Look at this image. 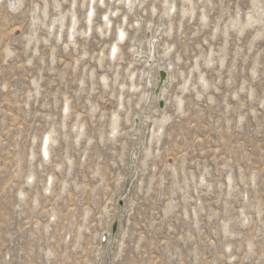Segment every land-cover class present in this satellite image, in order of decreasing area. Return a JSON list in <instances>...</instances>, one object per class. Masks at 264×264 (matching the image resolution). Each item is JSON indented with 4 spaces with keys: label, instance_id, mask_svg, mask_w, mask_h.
I'll return each mask as SVG.
<instances>
[{
    "label": "rangeland",
    "instance_id": "1",
    "mask_svg": "<svg viewBox=\"0 0 264 264\" xmlns=\"http://www.w3.org/2000/svg\"><path fill=\"white\" fill-rule=\"evenodd\" d=\"M14 1L0 264H264V0H95L92 29L93 0ZM153 36V86L172 74L160 98L135 58Z\"/></svg>",
    "mask_w": 264,
    "mask_h": 264
},
{
    "label": "bare ground",
    "instance_id": "2",
    "mask_svg": "<svg viewBox=\"0 0 264 264\" xmlns=\"http://www.w3.org/2000/svg\"><path fill=\"white\" fill-rule=\"evenodd\" d=\"M141 1L142 0H130L128 3L132 5L131 8H134V7L137 6V3H140L141 4ZM14 3H15L16 6H18L20 4V0H15ZM88 10H89V13L87 15V23L89 24V29H92V24H93V21H94V17L96 15L95 0H93L91 9L89 7ZM107 14H108L107 12L104 13V16L106 18L103 20V22H104V24L106 25V27L108 29L109 24L111 23V17H109ZM77 22H78V20L75 17L74 18V23H73L74 24L73 25V31L71 32V37H74L75 36V33H76L75 26H76ZM126 35H127L126 30L121 26L120 27V31L117 33V41H116L115 45L113 46L112 50L109 53V55H110L111 58H114L116 56V52L120 48L118 46V44L120 42H123L126 39ZM153 39H154V36H153V38L151 40H149L148 42H146V45L143 44L142 51L138 50L136 52V54H140V57L138 58V60L146 57L145 62L147 63L148 58H149V56L151 54V41ZM135 46H136V43H134V47ZM155 60L152 63V65L155 64ZM152 65L150 67H147L145 69V72L148 73L146 82H148L150 85L153 86V79L151 78L150 80H148V77L150 76V72L152 70ZM161 69L167 70V72H168V80L165 82V84L161 88L158 98L165 97L164 95H162V93L165 90L164 88L166 86H168V84L171 82V79H172V74H170V68L169 67H161ZM104 79L106 80V77ZM153 87L155 89L157 87V85H154ZM151 91H152V88L151 87H149V88L146 87V91H145V94L144 95L150 96ZM179 103L182 104L183 103V99H180ZM116 122H117V118L115 119V125H116ZM116 127H117V125H116ZM151 135L152 134H150L149 137H148L149 140L151 139ZM52 141H53V137H52L51 133H49L48 136H47V140H46V142L43 143L42 150H41V154H42L43 158H48V156L50 155V147H51Z\"/></svg>",
    "mask_w": 264,
    "mask_h": 264
},
{
    "label": "water",
    "instance_id": "3",
    "mask_svg": "<svg viewBox=\"0 0 264 264\" xmlns=\"http://www.w3.org/2000/svg\"><path fill=\"white\" fill-rule=\"evenodd\" d=\"M158 42V38L155 37L152 41H151V54L148 58V61H147V66H151L152 63L154 62L155 58H156V44ZM140 57V54H136L135 55V58L138 59ZM159 76H160V81H159V84L157 85V87L155 88V93L157 95H159L160 93V90L161 88L163 87V85L165 84V82L168 80V72L167 70H164V69H160L159 70ZM151 79V75L149 76V80ZM159 104H160V109L161 110H164L165 107H166V103H165V100L164 99H160L159 100ZM141 116L138 115L135 119V122H136V125H135V131L139 129V126L141 124ZM124 205H125V200L124 199H121L120 200V206L121 208L123 209L124 208ZM119 222H120V219H119V216L116 218L115 222H114V225H113V228H112V240L114 241L115 239V236L117 234V231L119 230ZM113 245V243H112ZM111 245V247H112ZM110 251L108 252V254H110L111 252V249H109ZM106 264H110V260H109V255L106 259Z\"/></svg>",
    "mask_w": 264,
    "mask_h": 264
}]
</instances>
